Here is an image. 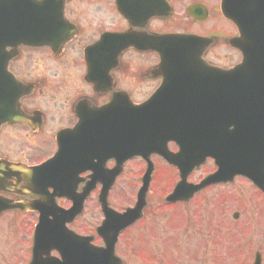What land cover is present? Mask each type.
<instances>
[{"label":"flooded vegetation","instance_id":"af4514ba","mask_svg":"<svg viewBox=\"0 0 264 264\" xmlns=\"http://www.w3.org/2000/svg\"><path fill=\"white\" fill-rule=\"evenodd\" d=\"M47 1L43 11L48 14L26 18L24 25H14L1 33L2 36L13 33L12 36L22 39L16 40L12 46L0 45V87L9 89L16 84L22 96L14 108L17 114L13 120L0 126V264H28L31 261L34 227L41 211L30 206L34 201L41 202V197L34 193L36 187L31 185V177L24 171L42 165L57 154L60 134L67 163L49 166L48 172L54 174L64 169L67 173L62 179L73 173L67 177L76 183L77 194L87 196L84 200L86 211L96 204V208H100L98 199L103 185L89 183L96 170L98 172L100 168L106 175L114 174L112 169L122 171L109 192L110 202L113 192L126 185L120 179L135 173V159L129 158L123 165L119 164L117 159L127 153L120 146L113 152L106 145L122 141L123 136L130 138V129L125 127L130 105L147 109L171 103L165 92L159 95L160 103L155 100L166 74L179 68L172 60L166 68L161 67V52L168 44L162 40L163 36L177 33L194 41L197 38L203 40L200 49L191 45L192 56L182 60L188 71L184 93H194L196 103L208 100L203 96L206 90L201 88L207 83L201 77V66L231 68L242 60V52L233 45L239 37L238 29L223 16L221 0ZM197 110L198 117L192 119L193 125L200 130L202 127L205 131L211 130L206 109L200 106ZM95 140L103 146L94 147ZM171 146L177 151L174 143ZM77 160L82 163L77 165ZM205 165L212 167L206 174L217 169L212 159H208ZM202 180L203 177L191 182ZM225 187L230 185L208 186L189 202L163 207L183 208L194 203L204 191ZM46 192L52 193L53 189ZM259 193L264 207V191L259 190ZM220 199H216L214 210L218 223L220 217L224 219L227 214L225 232L220 225L213 223L207 228V234L200 235L195 241L194 248L206 251L210 247L217 253L218 248L228 245V240L240 237L252 241L251 230L256 227L248 223L238 230V219L226 211L230 199L227 196ZM56 203L65 209L72 207L73 202L65 197L56 199ZM150 208L151 204L144 217L121 234L118 253L127 261L131 251L124 253L123 238L135 231L137 243L143 239V234L146 239L142 246L139 242L136 247L138 255H144L150 247L154 251L150 256L154 258H151L154 264L181 262L176 254L183 244L175 222L177 215L166 217L167 233L160 234L153 223H145ZM185 229L187 227L182 225L183 236ZM261 229V238H264V225ZM152 236L162 241L160 255L169 248L175 254V260L167 261L162 255L164 260L160 261L161 256L157 255L159 244L150 243ZM174 237L178 238L176 246ZM53 255L59 256L57 251ZM207 259H216L214 264H264V254L228 258L217 254L185 261L197 260L193 264H205Z\"/></svg>","mask_w":264,"mask_h":264},{"label":"water","instance_id":"95a60500","mask_svg":"<svg viewBox=\"0 0 264 264\" xmlns=\"http://www.w3.org/2000/svg\"><path fill=\"white\" fill-rule=\"evenodd\" d=\"M33 2L34 0H0V31L2 32L7 25L2 24V20L5 18L13 20L31 16L36 4ZM224 13L241 26L245 37H252L254 44H246V39L237 44L245 54V61L241 66L217 72L210 67L206 69L209 83L204 88L208 89L210 97L206 106L210 112L214 113L210 120L213 124L211 132H197L199 128L194 129L193 132L189 131L187 124L191 118L188 119V116L197 106L191 101L194 98V93H184L186 90L184 87L172 88L178 84V81H182V63L175 65V67H179L175 69L176 73H167L166 79L167 77L168 79L156 96L160 103V94L175 91L174 95L169 96L172 99V104L160 105L157 109H144L142 106L130 105L129 121L125 126L130 129L132 145L122 149H124L123 152H126L125 148L128 149L129 156L141 155L147 160L148 169L143 177L144 185L139 190L136 207L130 208L124 213H117L107 203L108 191L119 171L114 173L111 183L107 185L104 178L101 179L105 187L101 192L100 202L106 218L102 222V226L98 227L97 233L103 237L104 246L96 247L91 243L93 236L83 237L66 227L67 222H73L83 212V199L76 200L75 206L71 210L63 211L60 208L47 210L57 207L56 195L69 194L66 191L61 192L62 180L54 178L53 174L48 172L50 164L32 168L29 175L31 183L36 186V192L47 196L44 192L45 189L54 186L56 193L49 199L51 201L48 200V203L43 206L36 205L43 214L40 216L41 224L37 227L38 232L31 264H123L122 259L116 255V243L120 232L143 215L142 211L147 205L146 197L154 171L153 162L150 159L153 153L166 158L181 172L183 180L177 185L172 196L166 199L169 202L187 200L206 184L234 181L235 175H247L256 185L261 186L260 182L264 179V0H226ZM171 40L174 45L169 50L167 57L182 59L183 46H186L188 39L176 36ZM253 74L255 75L254 79L251 77ZM212 87L213 91H211ZM216 87L220 90L223 88L219 98L215 92ZM220 113L226 123V130L223 133L220 132L218 124L217 116ZM98 141L95 140L97 145H99ZM169 141L177 143L180 147L179 152L169 151L167 147ZM207 157H215L216 165L220 167L219 171L208 176L202 184L188 185L189 187L185 188L186 177ZM53 161L56 166H63L67 163L62 152ZM76 162L78 165L82 163V160ZM71 171L73 170L71 169ZM65 172L60 171V175ZM95 178L93 183L100 177L96 176ZM43 185H47V187L43 188ZM54 249L59 250L63 260L44 258V255H48L49 251Z\"/></svg>","mask_w":264,"mask_h":264},{"label":"rangeland","instance_id":"374dc122","mask_svg":"<svg viewBox=\"0 0 264 264\" xmlns=\"http://www.w3.org/2000/svg\"><path fill=\"white\" fill-rule=\"evenodd\" d=\"M175 148V147H174ZM155 162V169L156 171L153 174V181L150 186V195L149 200L151 204V208L149 210V214L145 219V223H153L156 227V231L161 233H167L168 225L166 224V217L171 216V218L175 217V222H177V229L182 238V245L181 248L177 249L176 254L177 258L181 262L175 263H164V264H193L196 261H185L187 259L196 258L199 256H213V255H221L222 258L228 257H239V256H250L255 255V252L261 251L264 254V238H257V234L259 232L256 229L251 230L253 235V240L248 241L243 238H238L235 240H228V245L225 247L221 246L218 248L217 253L213 248H206L200 249L199 247L194 248L195 241L199 239L200 235H206L207 228L212 226L213 223L216 222V215L217 211L214 210L216 207V199L221 200V197H228L230 201L228 202V207L226 211H229V215L232 217V214L239 211L240 218L239 225L237 228H245L248 221L253 219L252 224L250 226L257 227L264 225V214L263 208L261 205V197L257 193H255V187L252 186L251 182L247 178L237 177L235 182L231 187L225 188H214L210 189L209 191H204L202 195L200 194L194 201L189 205L182 207H163L166 205L165 201H162L164 195H166L170 190V186L174 184L176 180H179V174L177 169H172L169 167L167 162L158 157L152 158ZM146 162L143 159H135L133 170L135 173L129 175L128 177H123L120 179V182L126 183L125 186H122L121 189L116 190L113 192L112 202L114 208L119 210H124L126 206L133 204V200L135 198V189H139L142 181H140V177L146 171ZM212 167L208 165H204L200 170L196 172H192L190 175V181L192 179H199L202 178L207 172H209ZM128 178V180H127ZM255 189V190H254ZM263 201V200H262ZM97 205V204H96ZM96 205L89 206L87 211H84L82 216L76 219L75 223L70 225L74 230L78 233L88 236L90 233H95L96 227L100 224V222L104 219V214H102L100 208H96ZM220 206V205H219ZM221 210V206H220ZM226 217L222 219L220 217V223L216 222V224L220 225L222 231H224V226L226 223ZM226 220V221H225ZM182 225L183 227L186 226L187 229L184 230V236L182 232ZM202 232L203 230L205 233H197V231ZM230 233L229 230H227ZM0 232L2 230L0 229ZM145 232L146 236L149 234ZM174 233H178L174 231ZM143 234V233H141ZM143 239L136 241V234L135 231H131L130 234H126L123 238L122 246L125 247L126 251L125 254H128L130 251L131 253L128 254L127 260L129 264H154V261H149L150 257L153 255L154 251L150 250V247L145 251L144 255L149 256L146 257L144 255H138L136 247L140 245L142 246V242L146 241L144 234L142 235ZM193 236V237H192ZM135 237V242H134ZM174 246L178 243V238L174 237ZM263 241H262V240ZM161 239H155L152 236L150 239V243L157 242L159 244L158 247V254L160 260H163L162 255L165 256L167 261L175 260V254L172 252V249H167L160 255V251L162 250L163 244ZM96 245L101 243V238H98L94 242ZM225 245V244H224ZM216 259H207L204 260L205 264H214ZM185 261V262H184Z\"/></svg>","mask_w":264,"mask_h":264}]
</instances>
